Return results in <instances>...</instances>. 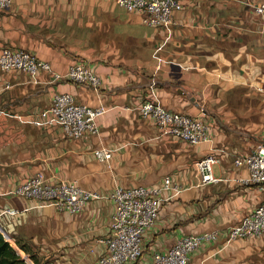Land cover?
Instances as JSON below:
<instances>
[{"label": "crops", "instance_id": "1", "mask_svg": "<svg viewBox=\"0 0 264 264\" xmlns=\"http://www.w3.org/2000/svg\"><path fill=\"white\" fill-rule=\"evenodd\" d=\"M257 1L182 0L167 27L144 24L142 14L116 0H17L0 11V46L27 49L61 74L84 62L101 77L95 88L47 72L34 78L0 70V225L12 244L26 245L23 256L38 264H95L106 251L115 210L110 199L73 214L20 198L14 192L26 177L75 180L108 193L170 176L183 190L163 202L141 258L127 264H153L155 252L210 231L218 239L193 251L191 264H264V234L227 237L263 198L247 180L248 169L234 163L264 137V19L248 4ZM56 92L106 105L99 134L72 139L58 126L37 125ZM145 100L202 117L212 140L192 145L161 136L153 120L140 116ZM100 147L115 149L110 164L95 156ZM211 153L218 181L202 184L195 163Z\"/></svg>", "mask_w": 264, "mask_h": 264}, {"label": "built area", "instance_id": "2", "mask_svg": "<svg viewBox=\"0 0 264 264\" xmlns=\"http://www.w3.org/2000/svg\"><path fill=\"white\" fill-rule=\"evenodd\" d=\"M17 0H0V11L11 7ZM47 1V0H41ZM128 11L138 12L143 22L153 27H167L173 24L174 14L182 10V0H116ZM254 12L264 19V0L248 3ZM0 70L22 71L36 78L41 72L52 75L54 80L67 78L98 88L101 77L88 64L74 62L65 74L55 72L50 62L38 58L31 51L0 46ZM140 116L153 120L161 136L182 140L192 145L211 141L207 122L200 116H192L167 109L159 102L145 100L138 106ZM108 111L106 105L96 107L78 102L69 92H56L48 107L40 111L35 123L43 128L58 126L63 134L72 139H82L87 135L99 134L98 119ZM115 149L100 147L94 150L98 160L110 164ZM218 162L216 154L211 153L199 159L195 166L202 184L217 182L214 165ZM234 163L249 171L248 181L255 183L263 192L261 203L240 222L227 230L228 240L259 237L264 234V137L254 150L245 156L235 158ZM183 190V187L166 176L159 184L116 186L108 193L97 189L83 188L75 180L49 182L42 174L26 177L15 189L20 198L38 199L56 206L60 211L73 214L83 210L88 202L110 199L115 210L110 230L105 239L106 251L95 264H127L139 260L143 254V240L147 230L155 225L161 206ZM167 194V195H165ZM7 213L16 214L14 209ZM216 231L187 235L180 238L164 252H155L153 264H191L190 254L203 243L217 240Z\"/></svg>", "mask_w": 264, "mask_h": 264}, {"label": "trees", "instance_id": "3", "mask_svg": "<svg viewBox=\"0 0 264 264\" xmlns=\"http://www.w3.org/2000/svg\"><path fill=\"white\" fill-rule=\"evenodd\" d=\"M17 245L19 249L0 231V264H31L20 252V250H23L28 253L26 245L20 244L19 242H17ZM30 258L35 264H38L34 256H30Z\"/></svg>", "mask_w": 264, "mask_h": 264}, {"label": "water", "instance_id": "4", "mask_svg": "<svg viewBox=\"0 0 264 264\" xmlns=\"http://www.w3.org/2000/svg\"><path fill=\"white\" fill-rule=\"evenodd\" d=\"M0 231L5 235V237L7 238V239H9V234L4 230V228H2V226L0 225ZM26 258L28 259H30V257H28V256H26ZM31 264H33L30 260H28Z\"/></svg>", "mask_w": 264, "mask_h": 264}, {"label": "rangeland", "instance_id": "5", "mask_svg": "<svg viewBox=\"0 0 264 264\" xmlns=\"http://www.w3.org/2000/svg\"><path fill=\"white\" fill-rule=\"evenodd\" d=\"M10 241H11V243L13 242L12 240H10ZM13 243H14V242H13ZM13 245H14V244H13ZM14 246H15V245H14ZM17 248H18V247H17ZM18 249H19V248H18ZM20 252L22 253V251H20ZM28 260H30V261H31V259H29V258H28Z\"/></svg>", "mask_w": 264, "mask_h": 264}]
</instances>
